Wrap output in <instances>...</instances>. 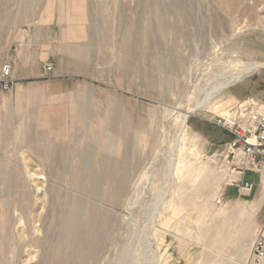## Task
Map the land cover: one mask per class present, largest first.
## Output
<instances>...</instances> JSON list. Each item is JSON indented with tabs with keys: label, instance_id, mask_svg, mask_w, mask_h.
Masks as SVG:
<instances>
[{
	"label": "rangeland",
	"instance_id": "obj_1",
	"mask_svg": "<svg viewBox=\"0 0 264 264\" xmlns=\"http://www.w3.org/2000/svg\"><path fill=\"white\" fill-rule=\"evenodd\" d=\"M187 1L86 0L67 22L69 44L39 45L19 76L10 60L12 88L0 83V264H64L81 243L82 264H252L264 183L248 173L253 192L233 195L218 125L264 111V0H193L190 12ZM160 2L179 8L170 17L181 34L164 35L147 6ZM121 152L126 191L90 178Z\"/></svg>",
	"mask_w": 264,
	"mask_h": 264
},
{
	"label": "crops",
	"instance_id": "obj_2",
	"mask_svg": "<svg viewBox=\"0 0 264 264\" xmlns=\"http://www.w3.org/2000/svg\"><path fill=\"white\" fill-rule=\"evenodd\" d=\"M86 0H0V31L12 37L5 61H13L15 74L33 62L32 54L39 45L54 42L55 36L65 44L70 43V25L67 22L75 15L82 16ZM55 29H61L58 34ZM82 35V34H80ZM230 137L224 133L223 142ZM233 195H241L238 189Z\"/></svg>",
	"mask_w": 264,
	"mask_h": 264
},
{
	"label": "built area",
	"instance_id": "obj_3",
	"mask_svg": "<svg viewBox=\"0 0 264 264\" xmlns=\"http://www.w3.org/2000/svg\"><path fill=\"white\" fill-rule=\"evenodd\" d=\"M43 71L48 74L52 65L45 63ZM12 63L5 61L1 67L0 83L2 89L12 88ZM218 127L230 140L223 145L222 154L231 173L238 177L233 183L239 192H253L256 183L245 179L248 173L256 176L259 183H264V111L257 107L244 109L235 117L226 119ZM220 203V199L217 200ZM252 264H264V221L251 247Z\"/></svg>",
	"mask_w": 264,
	"mask_h": 264
},
{
	"label": "bare ground",
	"instance_id": "obj_4",
	"mask_svg": "<svg viewBox=\"0 0 264 264\" xmlns=\"http://www.w3.org/2000/svg\"><path fill=\"white\" fill-rule=\"evenodd\" d=\"M192 1L193 0H188L184 4L183 3H181V4L179 3V4L181 5V7L183 5V7H185V9L188 12H190L189 11L190 10V5L193 6V3H194ZM207 2H208L207 4H210V1L207 0ZM153 5L154 4H148L147 6L149 8V11L151 13L153 12L159 18L160 26H161V28H162L165 36H167V35H170V36L171 35H177L178 33L181 34L183 32L182 25L180 23H178V22L177 23L175 21L173 22L172 19H171V17H170V16H173V14L175 16L176 15H179V8H178V11H176L177 8L175 6L173 7L172 5L165 4V3L162 4L161 2H160V4H155L154 6ZM180 10H182V9H180ZM148 20H149V18H148ZM183 20H185V19H183ZM242 70L243 71H241V72H236V73L230 72V73L224 75L222 77L221 81L218 82L212 88V90L207 93V97H206L205 101H209V100L213 99L223 89L227 88L228 86H230L233 83H235V82L239 81L240 79H242L241 77H242V75L245 72L244 69H242ZM225 121H226V119L223 118L222 121H221V124L224 123ZM118 155L121 158H123V159L119 160L118 163H116L115 167L112 170H111V168L109 167V164H108V168H106L104 170H101L99 176L97 175V176H93V177H90V178L92 180H94L95 178H98V179L106 178V179L109 180V183H113L114 184L113 190L116 189L117 191L124 192L128 188V182H127L128 181V178L127 177H128V173H129V167L127 166L126 159H125L123 153L122 152H121V154L118 153ZM30 176L32 178H34V179H37V180H41L42 179L40 176H37L35 174H31ZM76 212H77V210H76V207L74 206V215H73V218H72L73 221L75 219V215H76L75 213ZM91 221L92 220H89V221L84 220V223H85L84 225L86 227H88L90 225ZM66 230H67V232H66L67 236H71L72 232L74 231V227L72 226V223L66 227ZM148 248H149V245H147V249ZM76 249H77V251H76V255L74 256V258H72L70 260H67V262L64 263V264H82V256L84 255V249L82 248V243L81 244H77L76 245ZM146 264H159V259L157 257H155L151 261H146ZM261 264H263V263H261Z\"/></svg>",
	"mask_w": 264,
	"mask_h": 264
}]
</instances>
